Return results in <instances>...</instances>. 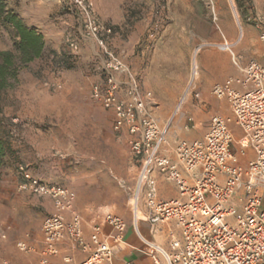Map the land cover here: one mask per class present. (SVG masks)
<instances>
[{"label": "built area", "instance_id": "obj_1", "mask_svg": "<svg viewBox=\"0 0 264 264\" xmlns=\"http://www.w3.org/2000/svg\"><path fill=\"white\" fill-rule=\"evenodd\" d=\"M59 1L79 21L84 35L93 39L106 56L103 64L105 87L93 84L92 96L113 111L115 132L122 128L128 131L130 151L140 162L134 184L126 187L134 225L144 206L151 226L171 221L180 232V239H172L169 250L149 244L148 256L152 264H264V64L250 59L240 65L227 49L240 75H231L215 83L210 94L227 102L232 117L212 115L202 138L191 142L177 140L171 148V156L166 149L169 126L182 114L186 98L194 92L197 63L194 65L191 59L186 86L170 117L160 123L147 110L140 84L130 74L126 55L114 54L107 48L103 34H109L110 28L102 30L92 3L89 0ZM254 24L257 28L264 27V14L255 18ZM260 39L264 40V33ZM69 45L77 49L74 42ZM201 46L195 50V55ZM118 71L128 73L131 78L127 98L117 94L120 86L113 74ZM53 86L61 88L59 83ZM145 96L149 97L150 93ZM230 122L242 133L238 140L233 136ZM192 126L185 124V128ZM247 149H251L254 156L242 163ZM153 171L174 182L177 198L162 200L157 197L156 182L151 177ZM17 173L18 191L46 196L53 206L42 220V249L21 239L15 242L18 250L39 253L37 264H52L49 256L57 253V243L68 238L88 252L86 259L77 264L111 261L113 251L108 239L120 241L125 228L120 216L107 215L106 222L113 229L108 235L102 233L100 226L93 225L87 241L82 218L74 207L76 194L73 190L34 176L24 164L17 166ZM0 236L4 238L6 234L0 232ZM66 262L72 264L69 259ZM0 264L17 263L0 258ZM127 264L135 263L129 261Z\"/></svg>", "mask_w": 264, "mask_h": 264}, {"label": "rangeland", "instance_id": "obj_2", "mask_svg": "<svg viewBox=\"0 0 264 264\" xmlns=\"http://www.w3.org/2000/svg\"><path fill=\"white\" fill-rule=\"evenodd\" d=\"M89 1L102 30L110 28L109 34H103L107 48L126 55L138 83L141 77L133 68L134 57L144 68L150 66L154 48L190 41L195 65L202 52L222 49L230 56L227 49H236L242 35V30L238 35L240 18L234 0ZM8 7L25 25L37 29L45 42L43 55L23 66L13 86L0 92V131L10 150L0 175V232L6 234L0 239L12 247L9 230L13 229L12 236L30 230L31 237L43 220L35 198L17 190L19 164L36 177H58L55 182L63 183L87 169V161L105 157L118 161L127 146L112 128L113 111L92 96L93 84L105 87L106 56L84 35L74 15L59 0H8ZM71 42L77 44L76 50ZM11 48L12 40L0 26V49ZM113 75L120 86L117 94L127 98L129 74ZM57 83L61 88L53 86ZM228 107L226 102L229 112ZM202 115L207 118L206 112ZM135 234L130 226L124 240L146 248Z\"/></svg>", "mask_w": 264, "mask_h": 264}, {"label": "crops", "instance_id": "obj_3", "mask_svg": "<svg viewBox=\"0 0 264 264\" xmlns=\"http://www.w3.org/2000/svg\"><path fill=\"white\" fill-rule=\"evenodd\" d=\"M234 3L240 18L238 35L240 30H242V35L239 38V46L231 52L240 65H244L250 59L264 64V43L260 42L264 41L260 39L261 33H264V27L257 28L254 24V19L264 14V0H234ZM224 37L226 38L225 35ZM255 45L257 46L256 50H253ZM218 51L222 52H202L196 57L198 77L194 92L186 98L181 109L182 114L173 119L169 126V146L166 149L171 156V148L177 140L191 142L202 138L212 115L220 114L232 117L231 111H227L226 102L216 98L213 99L210 90L215 83L223 82L228 76L240 75V71L233 64L231 54L229 56V53L223 52L226 50L222 49H218ZM191 59L190 41L187 44L186 42L183 44L176 42L174 46L154 48L150 66L144 68H141V65L137 63L138 59L136 57L133 58V68L141 77L139 82L140 92L143 95L147 110L160 123L170 117L179 96L186 86ZM147 93H150L149 97L145 96ZM190 102L192 103L189 104ZM210 102L211 104H209ZM205 112L207 118L202 115ZM204 119L207 121L203 126ZM185 124L193 126L185 128ZM229 127L235 140H238L242 134L240 129L233 122L229 123ZM115 133L118 135L117 138L126 143L127 146V150L124 151L125 156H120L118 161L108 157L103 160L87 161L88 168L76 172L75 176H72L68 181L55 182L58 177H50L44 180L67 187L75 192L74 207L82 218V230L87 241H89V234L93 225L100 226L104 235L113 232L112 227L106 222L107 215H118L124 220L125 228L120 241L108 239L113 254L111 261L104 264H127L129 261L135 264H152L148 256V253L151 252L149 244L169 250L172 239H180V232L171 221L156 223L151 226V223L145 217L146 208L144 206L141 207L138 213L136 226L134 225L128 201L129 192L126 187L134 184L140 162L130 151L128 140L131 136L128 131L122 128ZM121 154L123 153L121 152ZM253 156L252 150L247 149L246 155L241 158V162L245 163ZM183 174L187 176L185 173ZM151 177L156 182L157 197L159 199L169 200L178 197V190L174 182L165 179L158 171H153ZM189 178L191 179V176ZM22 193L35 198L37 206L43 210V217L52 211L53 206L50 198L34 196L28 192ZM130 226L134 228L136 238L146 248L141 247L138 241L137 243H131L124 240L125 233ZM15 228L14 226V230ZM12 231L13 229L9 230L8 235L14 243L17 240L24 239L28 243L34 244L38 250L42 249L41 225L31 231V237L26 236L30 230H24L18 236H12ZM12 241L10 242L13 243ZM14 245L11 247L7 240L0 239V258H7L17 264L38 263L39 253L19 252ZM56 246L57 253L49 256L52 264H68L66 259L70 260L69 263L77 264L88 256L87 251H83L68 238L62 239Z\"/></svg>", "mask_w": 264, "mask_h": 264}, {"label": "trees", "instance_id": "obj_4", "mask_svg": "<svg viewBox=\"0 0 264 264\" xmlns=\"http://www.w3.org/2000/svg\"><path fill=\"white\" fill-rule=\"evenodd\" d=\"M0 26L12 40L11 49H0L1 92L13 86L23 66L43 55L45 42L37 29L25 25L19 15L8 7V0H0ZM9 152V144L0 131V175Z\"/></svg>", "mask_w": 264, "mask_h": 264}]
</instances>
